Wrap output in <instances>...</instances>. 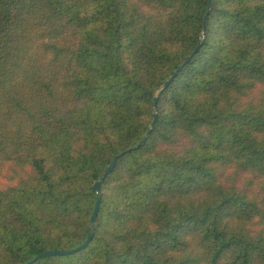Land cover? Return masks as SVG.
Masks as SVG:
<instances>
[{
  "label": "trees",
  "instance_id": "1",
  "mask_svg": "<svg viewBox=\"0 0 264 264\" xmlns=\"http://www.w3.org/2000/svg\"><path fill=\"white\" fill-rule=\"evenodd\" d=\"M0 0V264H264V0ZM261 87L257 97H247ZM233 181V178H230ZM250 180H248V183Z\"/></svg>",
  "mask_w": 264,
  "mask_h": 264
},
{
  "label": "water",
  "instance_id": "2",
  "mask_svg": "<svg viewBox=\"0 0 264 264\" xmlns=\"http://www.w3.org/2000/svg\"><path fill=\"white\" fill-rule=\"evenodd\" d=\"M211 4H212V0H208V6H207V12L204 16L203 19V30L201 33V41L200 43L197 45L196 49L194 50V53H196L199 48L201 47L202 43L204 42V33L206 30V24H207V19L209 16V12H210V8H211ZM182 69V67H179L174 74L164 82V84L162 85V88L159 90V92L157 93V95L154 97L153 99V120L150 124V128L149 131H147L144 135V137L140 140V142L126 150L125 152L119 154L118 156H116L112 162L110 163V165L108 166L106 172L103 174V176L101 178H99L97 181L94 182V184L92 185V191L96 194V201H95V205H94V209L90 218V226H89V230H88V234H87V238L86 240L77 248L70 250V251H48V252H44L40 255H38L36 258H34V260L28 262L27 264H34L36 261L40 260V259H44V258H48V257H52V256H69L72 254H75L77 252H80L82 250H84L89 243L92 241L93 237H94V230H95V222H96V218L99 212V208H100V203H101V195H100V187L102 182L104 181V179L112 173V171L114 170V167L118 161V159L122 156H124L125 154L131 153L133 151H136L138 149H140L145 142L147 141L150 132L154 129L155 125H156V121H157V115H156V111H157V103H158V97L159 95L164 92L169 86L170 84L173 82L174 78L177 76V74L180 72V70Z\"/></svg>",
  "mask_w": 264,
  "mask_h": 264
},
{
  "label": "rangeland",
  "instance_id": "3",
  "mask_svg": "<svg viewBox=\"0 0 264 264\" xmlns=\"http://www.w3.org/2000/svg\"><path fill=\"white\" fill-rule=\"evenodd\" d=\"M260 89L261 87H257L247 99H254L257 97ZM30 174V168L21 169L12 163H6L0 175V190L16 185L20 179H23ZM251 177L252 176L249 175H241L239 178L233 177V173L227 171L220 175V182L224 185H230L234 182L236 183L237 188L246 190L250 196H255L257 200H264V181ZM230 178H233V181ZM248 180H250L249 183Z\"/></svg>",
  "mask_w": 264,
  "mask_h": 264
}]
</instances>
